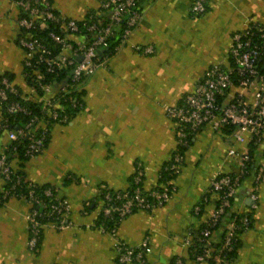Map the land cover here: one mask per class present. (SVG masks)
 <instances>
[{"label":"crops","instance_id":"0c3cea01","mask_svg":"<svg viewBox=\"0 0 264 264\" xmlns=\"http://www.w3.org/2000/svg\"><path fill=\"white\" fill-rule=\"evenodd\" d=\"M64 17L80 19L97 9L99 0H51ZM192 0H141L142 16L121 39L116 51L82 81L83 108L67 123L50 126L46 147L38 155L13 161L26 180L54 187L70 207L68 224L45 223L37 251L27 246L30 203L10 197L0 205V264H121L117 242L137 246L146 240L144 261L124 264H184L196 261L189 253L194 233L208 223L217 195L209 183L220 173L233 174L245 143H234L230 129L202 127L184 152L174 190L162 205L138 209L122 218L111 234L95 226L101 210V186L117 191L132 183L138 163L144 167L143 190L158 184L159 173L175 149L174 125L165 105H174L193 90L213 64H227L231 35L248 23L264 24V0H209L206 12L194 15ZM18 9L12 0H0V77L11 80L32 102L23 76L24 50L18 45ZM150 48L151 51H146ZM64 82L53 86L50 96ZM241 88L234 86L231 93ZM253 99L251 89L245 90ZM6 135L0 137V146ZM264 152L263 140L254 152ZM251 176L242 180L231 207L209 241L217 243L233 213H248L252 224L239 235L236 257L230 264H264V181L251 208ZM204 196L208 201L204 202ZM199 205V212L195 207Z\"/></svg>","mask_w":264,"mask_h":264},{"label":"built area","instance_id":"2783aa9c","mask_svg":"<svg viewBox=\"0 0 264 264\" xmlns=\"http://www.w3.org/2000/svg\"><path fill=\"white\" fill-rule=\"evenodd\" d=\"M12 1L18 9L20 34L17 42L25 53L23 76L30 94L37 98L35 102L40 103V110L34 112L28 105L32 102L30 98L12 80L5 75L1 76L0 137L5 134L6 142L0 146V205L10 197L23 198L30 203V210L26 214L27 246L35 252L45 223L50 222L56 228L68 224L70 203L67 198L59 197L56 193L54 195L47 189L45 194L53 201L46 212L37 211L34 204L39 203V199L30 187L35 183L26 180L22 173L15 170L13 161L38 155L47 145L51 124L67 123L83 108V78L104 65L110 57L104 54L109 38L122 26L121 39H124L139 22L142 9L141 0H99L97 9L87 12L80 19H74L56 11L51 0ZM208 1L192 0L191 12L194 15L203 14L208 8ZM42 31L47 32L46 37L38 35ZM146 51L151 50L147 48ZM47 75H53L54 78L48 79ZM234 79H237L236 83ZM62 82L64 84L57 92L47 96L52 93L55 84ZM234 86L241 90L230 94ZM246 89L252 90V100L247 98ZM8 94L19 96V100L11 101L3 107ZM164 111L174 125L176 143L170 159L162 168L168 178L145 191L141 187L144 167L138 163L133 174L136 186L132 192L111 193L108 188L101 186L100 211L104 216L115 214L121 220L135 210H150L164 204L171 196L174 180L182 168L184 151L181 149L188 146L202 127L209 126L214 131L230 129L234 143L247 145V149L242 152L233 147L228 151L230 155L239 156V170L233 174L220 173L209 183L208 190L217 195V201L208 223L215 226L230 209L233 197L249 172V143L254 141L259 145L263 140L264 24L251 22L244 29L234 32L228 48L227 64L209 66L193 90L182 95L177 104L165 105ZM17 115L25 116L26 120L12 127L10 123L15 121ZM23 140L25 143L20 154L18 144ZM253 166L255 168L251 174L252 184L248 194L252 209L257 205L258 186L264 181V152L262 160L255 161ZM24 184L26 190L23 189ZM203 201H208V196H204ZM199 210L200 206L197 205L195 212ZM248 223L250 219L246 213L232 214L224 232L220 253L213 257L212 264L231 263L226 261L221 251L232 247L233 242L239 238L238 229H246ZM100 229L105 231L106 228L101 226ZM212 231L210 228L201 231L207 243L202 252L194 256L196 261L208 262L211 257L209 238ZM108 233L114 234L115 229L112 228ZM116 249L118 263L124 264L144 261L149 246L146 240L137 246L118 241ZM173 264L184 262L176 257Z\"/></svg>","mask_w":264,"mask_h":264},{"label":"trees","instance_id":"16d2710c","mask_svg":"<svg viewBox=\"0 0 264 264\" xmlns=\"http://www.w3.org/2000/svg\"><path fill=\"white\" fill-rule=\"evenodd\" d=\"M122 29L123 28L121 26L120 29L115 33V35H113V36H111L109 38V40H108V43L109 44L106 47V50H105L104 54H107V55L111 56V55H113L115 53V51H116L115 47L118 45V43L121 40V32H122ZM46 34H47L46 31L38 32V35H40L42 37H46ZM62 74H64V73H62ZM4 75L8 79L11 80V75H8V74H4ZM60 77H61V75H60ZM60 77L58 76V79ZM47 78L48 79H52V78H54V76L53 75H47ZM0 81H1V77H0ZM234 81L236 83L237 82V79H234ZM17 100H19V96L13 95V94H8L7 100L5 101V103H3V107H5L6 104H8L9 102H11V101H17ZM28 105H29V107L34 112H36V113L39 112V110H40V103L39 102L38 103L37 102H35V103L34 102H29ZM24 120H26V117L25 116H23V115H17L16 118H15V121L16 122L15 121L14 122L12 121L10 123V125L13 127V126H15L16 123H20V122H22ZM48 139H49V136H48ZM24 141L25 140L21 141V143L18 144V150H19V153L20 154L22 153V147L24 146V143H25ZM191 141H192V139L189 141L188 146L185 147V148H182L181 150L185 152L186 149L191 144ZM257 146H258V144H256L254 141H251L249 143V154H250V157H251V161H250L249 166H248L249 172L245 175L246 177L247 176H251L252 171L255 168L253 166V164L255 163V159H254L253 155H254V152H255ZM18 172H20V171H18ZM133 176H132V183H131L130 187L127 188V189H125V190H117V192H120V193L123 192V191L132 192L133 189L136 186L134 184V182H133ZM167 178H168V175L165 172H163L162 169H161V171L159 173L158 183L164 182ZM25 187L26 186L24 184V186H23V189L24 190H26ZM30 187H32V189H33L34 196L39 199V203H35L34 204V208H36L37 211H39V212H46L49 209V204L53 201V199L50 196H47L45 194V191L47 189H50L52 191V193L55 195L56 192L54 190V187H52V186H50L48 184H43V185L35 184V185L30 186ZM110 192L111 193H115L116 191L110 190ZM100 196L102 197V192L100 193ZM246 215L250 219V223H248V227H247V228H249L251 226V224H252V218H251V215L250 214L246 213ZM45 220H47V219H45ZM119 221L120 220H119V218H118L117 215L113 214L111 216H104V214L100 211V213L98 214L97 221L95 222V226L98 227V228H100L101 226L102 227H105L106 228L105 229V232H109L112 228L116 229L117 224L119 223ZM219 224H220V222L217 225H215V226H211L209 223H206V224L202 225L200 227V229L194 233V242L189 247V253H190V255H191L192 258H194L195 255L201 253L202 252V249L205 247V245L207 243L206 240L203 239V237L201 235V231L203 229H205V228H210V229L214 230V229H216L219 226ZM244 230H245V227H240L238 229V232L241 233ZM224 232L222 233V237H221V240L219 242H217V243H213V242L211 243L210 242L209 243V245L212 247L211 257L208 258L209 264H212L213 263V257L216 254H219L220 253V249H221L222 243H223ZM239 243H240V240L238 238L236 241L233 242L231 248H228V249H224L223 248V250L221 252H223V254H225L226 261L232 262L235 259L236 253H237V249L239 247ZM174 261H175V259L173 260V263H174Z\"/></svg>","mask_w":264,"mask_h":264},{"label":"water","instance_id":"95a60500","mask_svg":"<svg viewBox=\"0 0 264 264\" xmlns=\"http://www.w3.org/2000/svg\"><path fill=\"white\" fill-rule=\"evenodd\" d=\"M78 59H80V57H78Z\"/></svg>","mask_w":264,"mask_h":264}]
</instances>
